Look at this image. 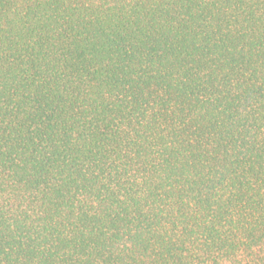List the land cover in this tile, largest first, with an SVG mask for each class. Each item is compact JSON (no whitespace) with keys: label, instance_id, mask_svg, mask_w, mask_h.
Masks as SVG:
<instances>
[{"label":"trees","instance_id":"1","mask_svg":"<svg viewBox=\"0 0 264 264\" xmlns=\"http://www.w3.org/2000/svg\"><path fill=\"white\" fill-rule=\"evenodd\" d=\"M0 264H264V0H0Z\"/></svg>","mask_w":264,"mask_h":264}]
</instances>
